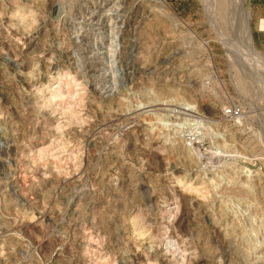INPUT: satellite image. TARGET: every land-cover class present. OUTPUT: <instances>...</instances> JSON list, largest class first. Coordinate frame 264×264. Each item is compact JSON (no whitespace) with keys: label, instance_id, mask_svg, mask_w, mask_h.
Listing matches in <instances>:
<instances>
[{"label":"rangeland","instance_id":"obj_1","mask_svg":"<svg viewBox=\"0 0 264 264\" xmlns=\"http://www.w3.org/2000/svg\"><path fill=\"white\" fill-rule=\"evenodd\" d=\"M244 1L0 0V264H264Z\"/></svg>","mask_w":264,"mask_h":264},{"label":"bare ground","instance_id":"obj_2","mask_svg":"<svg viewBox=\"0 0 264 264\" xmlns=\"http://www.w3.org/2000/svg\"><path fill=\"white\" fill-rule=\"evenodd\" d=\"M244 4H245V1L244 0H233L232 2V8H233V11L232 13L234 12L235 14V17H238V15L240 14L241 12V15L243 16L240 25H239V28L238 30H241V34H242V38H244L245 42H246V45H247V49L249 50V53H251V55L254 57V60H256L257 62H259L258 60L259 59H263L261 54L258 53V51H256V49L254 48V45H253V42H252V36H251V31H250V24H249V18H248V13L247 11L245 10V7H244ZM222 5V4H221ZM226 4H223V6L225 7ZM207 7V6H206ZM214 7V6H213ZM223 7V11L225 10ZM238 19V18H237ZM236 19V21H238ZM240 21V20H239ZM215 24H213L214 26ZM217 27V26H216ZM215 27V28H216ZM237 27V26H236ZM218 29V28H217ZM220 30V29H219ZM219 33V32H218ZM240 34V35H241ZM229 40L226 38L222 39V42H223V46L224 48L226 47V50L228 51V53H230L231 55H234L232 51H231V47L232 45L228 42ZM238 44V43H237ZM241 46V45H240ZM243 48V47H242ZM246 49V48H245ZM247 50V51H248ZM226 51V52H227ZM244 51V50H243ZM246 51V52H247ZM236 54V53H235ZM237 55V54H236ZM235 56V55H234ZM193 112V111H191Z\"/></svg>","mask_w":264,"mask_h":264},{"label":"built area","instance_id":"obj_3","mask_svg":"<svg viewBox=\"0 0 264 264\" xmlns=\"http://www.w3.org/2000/svg\"><path fill=\"white\" fill-rule=\"evenodd\" d=\"M242 111L236 107H230L224 111V115L230 118L231 120L239 119L241 116Z\"/></svg>","mask_w":264,"mask_h":264}]
</instances>
